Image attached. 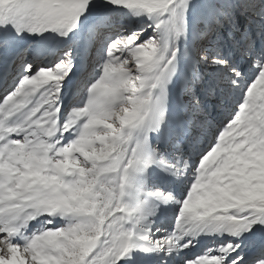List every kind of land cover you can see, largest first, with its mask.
I'll return each mask as SVG.
<instances>
[{
    "label": "snow or ice",
    "instance_id": "snow-or-ice-1",
    "mask_svg": "<svg viewBox=\"0 0 264 264\" xmlns=\"http://www.w3.org/2000/svg\"><path fill=\"white\" fill-rule=\"evenodd\" d=\"M0 264H264V0H0Z\"/></svg>",
    "mask_w": 264,
    "mask_h": 264
}]
</instances>
